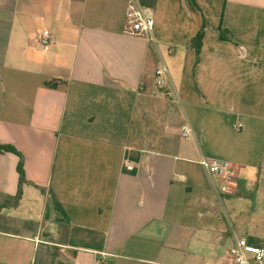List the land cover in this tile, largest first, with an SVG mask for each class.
<instances>
[{
  "label": "crops",
  "instance_id": "crops-1",
  "mask_svg": "<svg viewBox=\"0 0 264 264\" xmlns=\"http://www.w3.org/2000/svg\"><path fill=\"white\" fill-rule=\"evenodd\" d=\"M130 1L0 0V144L20 154L0 152V264L264 249V0H138L154 21L143 37L124 33ZM203 158L233 164V194Z\"/></svg>",
  "mask_w": 264,
  "mask_h": 264
},
{
  "label": "built area",
  "instance_id": "built-area-1",
  "mask_svg": "<svg viewBox=\"0 0 264 264\" xmlns=\"http://www.w3.org/2000/svg\"><path fill=\"white\" fill-rule=\"evenodd\" d=\"M153 25V18L143 11L138 0H131L127 10V24L124 33L129 36L143 37L151 32ZM51 42V34L48 30H45L40 38V43L44 48H48ZM167 73L166 67L159 68L155 72V80L158 86H162L165 83ZM180 135L182 139L188 140L192 137L193 131L188 125H184L180 129ZM200 163L210 174L223 180L222 192L224 194H233L236 176L234 166L230 161L203 158ZM125 167L128 170L133 169V165L129 162L125 163ZM223 260H227L229 264H249L251 261L263 264L264 249L252 246L245 238H241L223 256Z\"/></svg>",
  "mask_w": 264,
  "mask_h": 264
},
{
  "label": "trees",
  "instance_id": "trees-1",
  "mask_svg": "<svg viewBox=\"0 0 264 264\" xmlns=\"http://www.w3.org/2000/svg\"><path fill=\"white\" fill-rule=\"evenodd\" d=\"M140 1V0H139ZM155 2V0H154ZM154 2L151 3V5L153 6L154 5ZM142 7H146V3H144V1H140ZM207 27V24L204 23V27L202 28V30L197 34V36L193 39L192 43H191V47L193 49H195V52H196V56H197V59H196V63L199 61V55L201 53V48H202V40H203V37H204V33H205V28ZM218 31L220 32V38L222 40H225V41H232V35L229 31L223 29L222 27H219L218 28ZM2 151H6V152H13V153H17L19 156V152L11 145H3V144H0V152ZM18 171H19V175H20V186H19V193L16 197V200L18 201L20 199V196H21V187L24 183H26V180H25V174H24V169H23V159L22 157H20V162H19V167H18Z\"/></svg>",
  "mask_w": 264,
  "mask_h": 264
},
{
  "label": "rangeland",
  "instance_id": "rangeland-1",
  "mask_svg": "<svg viewBox=\"0 0 264 264\" xmlns=\"http://www.w3.org/2000/svg\"><path fill=\"white\" fill-rule=\"evenodd\" d=\"M21 226H22V225H21L20 223L18 224V223H16V222H14L13 224H10V225H9V227H13L14 230H16V229H20Z\"/></svg>",
  "mask_w": 264,
  "mask_h": 264
}]
</instances>
